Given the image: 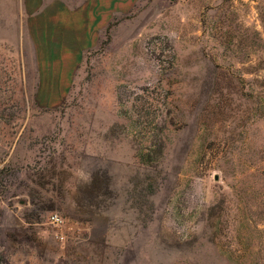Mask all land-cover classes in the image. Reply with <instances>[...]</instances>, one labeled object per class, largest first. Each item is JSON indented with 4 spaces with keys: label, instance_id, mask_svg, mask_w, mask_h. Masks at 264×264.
<instances>
[{
    "label": "rangeland",
    "instance_id": "rangeland-1",
    "mask_svg": "<svg viewBox=\"0 0 264 264\" xmlns=\"http://www.w3.org/2000/svg\"><path fill=\"white\" fill-rule=\"evenodd\" d=\"M35 1L0 0V264H264V0Z\"/></svg>",
    "mask_w": 264,
    "mask_h": 264
},
{
    "label": "crops",
    "instance_id": "crops-1",
    "mask_svg": "<svg viewBox=\"0 0 264 264\" xmlns=\"http://www.w3.org/2000/svg\"><path fill=\"white\" fill-rule=\"evenodd\" d=\"M36 5H42L44 9H47L48 5L49 6H55L59 3L64 4V5H79V6H83L86 5L87 8H85L84 12L89 14L91 12H95L96 11V6L103 4V6L105 4L107 5H111L113 4V0H36L35 1ZM76 10L72 11L75 12ZM107 11V10H106ZM106 13H110L109 11H107ZM89 20L91 19L90 16L87 17Z\"/></svg>",
    "mask_w": 264,
    "mask_h": 264
},
{
    "label": "built area",
    "instance_id": "built-area-1",
    "mask_svg": "<svg viewBox=\"0 0 264 264\" xmlns=\"http://www.w3.org/2000/svg\"><path fill=\"white\" fill-rule=\"evenodd\" d=\"M50 221L53 225L59 226L62 224V218L58 216L57 214H53L50 216Z\"/></svg>",
    "mask_w": 264,
    "mask_h": 264
}]
</instances>
